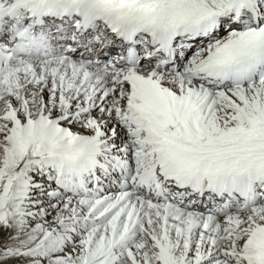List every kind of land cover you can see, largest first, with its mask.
Returning <instances> with one entry per match:
<instances>
[{
	"label": "snow or ice",
	"instance_id": "obj_1",
	"mask_svg": "<svg viewBox=\"0 0 264 264\" xmlns=\"http://www.w3.org/2000/svg\"><path fill=\"white\" fill-rule=\"evenodd\" d=\"M0 264H264V0H0Z\"/></svg>",
	"mask_w": 264,
	"mask_h": 264
}]
</instances>
